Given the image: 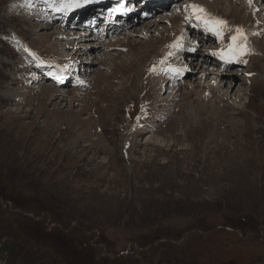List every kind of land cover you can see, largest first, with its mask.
<instances>
[{
    "label": "rangeland",
    "instance_id": "rangeland-1",
    "mask_svg": "<svg viewBox=\"0 0 264 264\" xmlns=\"http://www.w3.org/2000/svg\"><path fill=\"white\" fill-rule=\"evenodd\" d=\"M53 2L0 0V264H264V12L168 0L144 16L145 0H126L129 36L121 0L95 29ZM193 3L228 22L223 40L189 22ZM237 27L247 63L212 54Z\"/></svg>",
    "mask_w": 264,
    "mask_h": 264
},
{
    "label": "bare ground",
    "instance_id": "bare-ground-1",
    "mask_svg": "<svg viewBox=\"0 0 264 264\" xmlns=\"http://www.w3.org/2000/svg\"><path fill=\"white\" fill-rule=\"evenodd\" d=\"M109 1V0H108ZM125 1L126 0H122V8H121V13L123 12L124 13V15H128V18H126L125 20H126V23H127V25H128V27L126 26V23L124 24V26H125V30L126 29H130V27H134L131 31H130V33H126V34H128L129 36L130 35H133V33L135 32V30L134 29H136L135 28V23H134V20H133V18H130V16H131V13H132V10L131 9H129L128 8V6L125 4ZM159 1H165V2H167V0H159ZM171 1H174V0H171ZM211 1H214V0H211ZM216 2H217V0H215ZM227 1V0H226ZM228 1H230L232 4H236V3H243L242 5H246L248 8H250V9H253L254 7H256V10L259 12V11H261L262 10V12H264V0H251V2H250V0H240V2H239V0H228ZM77 4H79V3H77ZM92 5V4H91ZM90 5V6H91ZM81 6V4H79V7ZM145 6V15L147 16V12H150V11H152L154 8L155 9H158L157 7H152V6H154V3H153V0H146V2L144 3H142L141 5H139V7H138V9H141L142 7H144ZM257 6H258V8H257ZM261 6V8L259 9V7ZM78 7H74V9L73 8H69V10H79V9H77ZM255 9V8H254ZM105 10H106V8H105V6H101L100 7V9H98V8H94V7H88V8H86L85 9V11L81 14V17L82 18H84V19H87V17H90V19L89 20H87V21H89L88 23H92L91 22V20H93V17H94V15H95V22H96V20H97V22H96V24L94 25V27H97V25L99 26H101L102 25V23H103V21H104V19H101V14H103L104 12H105ZM100 13V14H98V16H100V17H98V18H96L97 17V14L96 13ZM95 13V14H94ZM135 13H137V12H135ZM174 14V13H173ZM175 14H180V11L179 10H177L176 11V13ZM91 15H93V16H91ZM122 15V14H121ZM144 15V16H145ZM73 16V14L72 15H70V18H68V21H70L71 20V17ZM264 19V18H263ZM117 20V19H116ZM87 21H85V22H87ZM165 22L166 21V17L164 18H162V20L160 21V22ZM169 21H171V20H169ZM68 23V22H67ZM66 23V24H67ZM87 23V24H88ZM118 24V23H117ZM133 24H134V26H133ZM149 28L148 29H151L152 30V27L153 26H151V22H148V23H145ZM154 25L155 24H157V23H153ZM121 25H123V24H121ZM47 26V25H46ZM66 26V25H65ZM70 26V25H69ZM65 27L66 28V31L65 30H63V28H61L62 26H59V27H57V29H58V31H59V33H58V35H61L60 37H64V39H65V41H66V45L67 44H69L70 42H68V40L69 39H72V38H75V36H73V32L71 31V30H69V32H68V30L67 29H70V27ZM85 26H87V25H85ZM79 27V26H78ZM159 27V24L157 25V28ZM80 28V27H79ZM41 30V29H40ZM62 30L64 31V32H62ZM107 31H108V28H106V33H107ZM93 32V31H92ZM96 32V31H95ZM53 33H55V32H53ZM121 32H119L118 34H117V36H119V34H120ZM52 35V34H51ZM50 35V36H51ZM48 36V35H47ZM54 36V35H53ZM57 36V35H56ZM127 36V35H126ZM125 36V37H126ZM59 37V38H60ZM77 37V39H76V42H77V40H78V42L76 43V49L74 50V53L72 54V56L73 55H75L74 56V58H77L78 60L79 59H83L82 57L83 56H80V55H82V52L85 50V48H83L84 46L83 45H80V42L82 41V40H80V36L78 35V36H76ZM84 36H82V38H83ZM85 37L87 38V37H89V35H85ZM48 38V37H47ZM196 39H197V37H196ZM52 40V39H51ZM58 40V39H57ZM86 40H90V39H86ZM99 40V39H98ZM57 43V42H56ZM112 43H115V42H112ZM111 42H109V43H103V44H96V46H99V47H96V46H94V45H92V46H90V47H94V48H96V49H91L92 51H95V50H98L99 51V49L100 48H102V49H104V51L106 50V49H108V50H111V49H115L116 48V44H112ZM148 43V45H149V43H150V41L149 42H147ZM61 44V43H60ZM92 44V43H91ZM188 47H190V44L189 43H187L186 44ZM195 45H198L197 43H195L194 44V39H193V46H192V49H195L194 51L193 50H191L192 52H191V56H192V58H193V62H194V64H201L202 65V63L203 62H200V61H198L197 63H195L196 62V59L198 58V56H201V55H203L202 56V59L203 60H210L209 59V57L208 56H205V54H207L206 52H205V50L203 49V50H201V49H198L199 47H195ZM188 51H190V50H188ZM96 52V51H95ZM70 55H71V53H69ZM91 54V53H90ZM181 55V54H180ZM179 55V62H178V64H179V66L177 67V69H180V71H178V72H176V79H179L180 81V83L179 84H184V82H185V80H187V77L188 76H191V74H194V71H191V72H189V70H187V69H185V68H183V66H181L182 64H183V56L181 57ZM208 57V58H207ZM77 62V61H76ZM184 65V64H183ZM200 65V67H202ZM81 66V65H80ZM205 67H207V66H204L203 67V69H202V72H205L206 71V68ZM60 68V67H59ZM46 70V69H45ZM220 72H222L221 73V75H222V78L220 79V80H223V79H228L229 81H232V82H237L239 79H238V77H237V74L236 75H229L228 73H226V72H223V70L225 71L226 70V67H221L220 69ZM58 72V74L57 75H59L60 77H62V78H64L65 77V75H64V73H62V72H59V71H57ZM209 72V71H208ZM56 75V76H57ZM171 76V75H170ZM171 78H166V80H164V82L165 83H168L169 81H171L170 80ZM174 80H175V78H174ZM225 81V80H224ZM213 82H215V81H213ZM227 84V83H226ZM240 83H239V81L237 82V85H239ZM194 86V85H193ZM223 86V85H222ZM235 86H236V84H233V87L235 88ZM231 87V86H230ZM224 88V87H223ZM125 89V87L123 86L122 87V89L121 90H124ZM179 89V88H178ZM229 87H228V89H224V90H222L221 91V95H224V96H227V95H229L228 94V91H229ZM171 90V89H170ZM230 93V92H229ZM244 96H245V94L242 92V91H240L239 90V92H238V90L236 91V93L233 95V97H234V100H239V99H242V98H244ZM62 99H64V97H62ZM159 100H161V101H165V97L163 98L162 96L159 98ZM232 104H235V102H232ZM237 104V103H236ZM66 133V132H65ZM158 138V137H157ZM150 141V140H149ZM158 141V140H157ZM151 142V141H150ZM157 143V142H156ZM149 144H151V143H149ZM93 152V151H92Z\"/></svg>",
    "mask_w": 264,
    "mask_h": 264
},
{
    "label": "snow or ice",
    "instance_id": "snow-or-ice-1",
    "mask_svg": "<svg viewBox=\"0 0 264 264\" xmlns=\"http://www.w3.org/2000/svg\"><path fill=\"white\" fill-rule=\"evenodd\" d=\"M251 2V0H250ZM52 6L55 8L56 11H63L67 8L70 7H79V4H69L67 2H63L61 0L60 3H55L53 2ZM188 9H191V12L187 19L189 22H192L193 20L196 22L193 26L197 28H203L204 31L210 32L214 36L218 37L220 40L224 39V33L227 29V21L220 19V18H215L212 17L210 14L206 12V10L202 7L199 6L195 3L190 4L186 6V11ZM121 9H116V11H120ZM247 34L245 33L244 29L241 27H237L234 30V34L231 35L230 40L231 43L227 45L226 50L221 49L219 52H214L212 53L213 55H217L220 57V59L227 61V62H232V61H240V57L243 55L247 54L249 51L248 43H247ZM179 42L175 43L172 45V47H179ZM193 51L195 49H192ZM32 55L35 56V53ZM39 60V57H37ZM243 63H247L246 60L240 61ZM44 62L41 61V64ZM161 63H164L162 60ZM155 66L153 67V71H155ZM170 71H180V69L176 68H170ZM50 75H55V73H49ZM57 79H62L59 75L56 76Z\"/></svg>",
    "mask_w": 264,
    "mask_h": 264
}]
</instances>
